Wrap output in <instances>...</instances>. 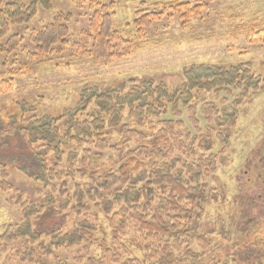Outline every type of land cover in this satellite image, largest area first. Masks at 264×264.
<instances>
[{"label":"trees","instance_id":"1","mask_svg":"<svg viewBox=\"0 0 264 264\" xmlns=\"http://www.w3.org/2000/svg\"><path fill=\"white\" fill-rule=\"evenodd\" d=\"M56 1L0 0V56H11L22 46L21 37L10 35L13 27L30 23L39 9L52 10ZM124 1L127 0H74L76 8H87L91 17L88 30L70 47L72 58L89 57L95 65L130 58L145 42L148 29L165 19H176L185 28L210 10L204 0H171L157 10H139L134 22L125 26L130 30L127 38L113 24L115 10ZM70 21L71 16L59 14L43 30L32 32L35 50L27 53L24 67L12 69L6 76L0 72V96L12 93L15 79L30 73L32 66L42 64L57 47L63 51L69 48ZM247 35L252 43L264 44L262 26H252ZM232 90L260 93L264 91V78L256 77L245 64L227 68L200 65L185 70L183 81L173 88L155 80L131 82L130 89L126 85L87 87L80 92L72 108L57 114H25L19 124L13 121L0 131L4 137L17 136L20 143L23 142L19 153L24 156V166L31 159L39 161L41 176L34 179L45 188L50 187L49 180L62 181L60 173L49 168L50 156L55 169L61 167L66 158L67 164L72 168L78 164V173L91 181L84 187L76 186L70 198L74 201L72 212L78 217H86L92 209L104 214L112 239L110 245L106 240L98 244L100 258L90 260L89 264H205L198 249L207 252L211 244L205 235L196 231L195 225L201 220L206 205L215 201L216 194L202 183L205 174L216 170V163L206 158L185 165L181 157L174 156L184 147L180 139L188 122L193 124L216 115L214 109H208L212 105H194L199 96L205 93L230 96ZM126 122L136 127L149 126L150 133L143 134ZM114 132L126 140V150L133 139L138 140L140 146L122 155L124 162L118 172L101 171L96 160H102L103 153L114 149L108 139ZM33 133L37 141L33 140ZM39 143L41 148H34ZM72 144H75L73 148L85 145L90 148L84 150L80 160ZM6 167L0 169L2 193L13 191L6 181L9 177ZM68 173V179L74 180L73 172ZM66 183L63 182L61 188H66ZM61 188L51 187L52 193L61 192ZM16 203L21 208L22 221L0 237V250L22 243L23 253L17 255L21 263L67 264L57 256L61 249L85 243L89 250L96 245L94 232L86 219L66 231L63 204H33L23 202L20 196ZM127 236H131L128 244L124 242ZM132 249L143 259H138ZM232 259L227 257L224 264ZM206 263L219 264L211 257Z\"/></svg>","mask_w":264,"mask_h":264},{"label":"rangeland","instance_id":"2","mask_svg":"<svg viewBox=\"0 0 264 264\" xmlns=\"http://www.w3.org/2000/svg\"><path fill=\"white\" fill-rule=\"evenodd\" d=\"M169 1L121 2L115 10L114 27L128 38L130 30L125 26L134 22L137 11L157 10L158 6ZM204 1L209 5V12L192 21L188 27H182L176 19H165L146 31L145 42L130 58L98 65L89 57L74 59L70 52L78 36L89 28L91 13L87 8L77 9L74 0H57L52 10L39 9L37 17L30 23L11 29L10 35H18L23 43L11 56H0V72L6 76L12 69L24 67L27 53L35 50L31 41L32 32L43 30L59 14L71 16L67 39L70 46L65 51L57 47L42 64L32 66L30 73L15 79L12 93L0 96V130L7 129L13 121L19 124L25 114H57L72 108L80 92L87 87L117 88L126 85L130 89L131 82L155 80L173 88L181 84L185 70L193 66L227 68L245 64L250 66L256 77L264 78V44L252 43L247 35L252 26L264 28V0ZM194 105H212L208 109L216 111L211 118L187 123L180 139L184 147L179 148L182 151L178 150L174 156L181 157L185 165L196 164L206 158H212L216 163V170L205 174L202 183L216 194L215 201L206 205L201 220L195 225L196 231L205 235L211 246L207 252L200 248L198 252L203 255L205 264H209L206 262L210 257L219 264H224L227 257L235 258L228 264H264V259L262 262L249 261L248 250L252 243H256L259 247L254 249L255 253L264 254V91L254 94L232 90L230 96L205 93ZM129 124L143 134L150 133L149 126ZM35 136L33 140L37 141ZM108 139L114 149L103 153L102 160H96V163L100 164L101 171L114 173L124 162L121 161L122 155L135 150L140 144L136 139L130 140V148L126 150V140L117 132L108 135ZM19 148L23 149V142L20 143L17 136L4 137L0 131V169L8 167L6 181L13 187L12 192H0V237L22 221V211L16 203L18 196L23 202L33 204L54 202L56 206L63 204L65 207L66 231H71L74 225L86 219L94 232L93 242L96 244L89 250L85 243L61 249L57 252L59 259L67 264H89L90 260L99 259L101 251L98 244L104 240L111 244L112 230L108 219L96 209H92L86 217L76 216L72 212L74 201L70 199L77 185L84 187L91 181L78 173V164L74 168L67 164L66 158L61 167L55 169L50 156L49 168L59 172L62 181L49 180L50 187L45 188L34 179L41 176L39 161L31 159L24 166V156L21 157ZM34 148L40 149L41 144L34 145ZM89 148L85 145L72 150L78 152L81 160L84 150ZM69 171L73 172L74 180L68 179ZM63 182H67L66 188H61ZM53 186L61 188V192L53 194ZM258 212H263L261 220L258 219ZM130 240L131 236H127L124 242L128 244ZM21 244L1 249L0 264H26L21 263L17 256L23 253ZM131 251L138 259H143L135 249Z\"/></svg>","mask_w":264,"mask_h":264},{"label":"flooded vegetation","instance_id":"3","mask_svg":"<svg viewBox=\"0 0 264 264\" xmlns=\"http://www.w3.org/2000/svg\"><path fill=\"white\" fill-rule=\"evenodd\" d=\"M258 219H262L263 218V212H258ZM258 239V237H257ZM262 246V245H261ZM259 247L258 244L256 243H252L250 245V248L248 250H250V255H249V261H256V262H262V260L264 259V254L261 253L259 255H257L254 251V249H257ZM235 258H233L234 260ZM235 261V260H234Z\"/></svg>","mask_w":264,"mask_h":264}]
</instances>
